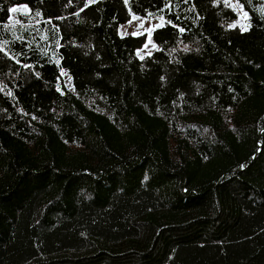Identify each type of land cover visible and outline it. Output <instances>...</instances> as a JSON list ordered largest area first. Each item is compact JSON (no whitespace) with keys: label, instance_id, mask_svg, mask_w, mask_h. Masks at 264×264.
Segmentation results:
<instances>
[{"label":"trees","instance_id":"16d2710c","mask_svg":"<svg viewBox=\"0 0 264 264\" xmlns=\"http://www.w3.org/2000/svg\"><path fill=\"white\" fill-rule=\"evenodd\" d=\"M233 1L245 29L230 0H0V264H264V0ZM131 16L164 20L142 59Z\"/></svg>","mask_w":264,"mask_h":264},{"label":"rangeland","instance_id":"374dc122","mask_svg":"<svg viewBox=\"0 0 264 264\" xmlns=\"http://www.w3.org/2000/svg\"><path fill=\"white\" fill-rule=\"evenodd\" d=\"M231 4L235 7L238 19L236 21V25L242 29L246 28L247 25V17L246 14L243 12L242 8L236 4L233 0H230ZM15 8L16 11L13 12L11 9ZM10 9V16L9 22L10 24H17L15 23L18 17V12L28 13L29 9L25 5L14 6ZM164 25V20L162 18H151L145 19L140 18L137 16H131V18L124 24L118 27V34L121 37L124 36H144L145 41L143 45L137 49L136 55L139 59H142L146 56L151 55L154 51L158 49L157 45L154 43L152 39V32L156 28H159ZM63 83L66 87H70L69 80L66 76H63Z\"/></svg>","mask_w":264,"mask_h":264},{"label":"snow or ice","instance_id":"6c2138e0","mask_svg":"<svg viewBox=\"0 0 264 264\" xmlns=\"http://www.w3.org/2000/svg\"><path fill=\"white\" fill-rule=\"evenodd\" d=\"M11 11L15 12V11H16V9H15V8H13V9H11Z\"/></svg>","mask_w":264,"mask_h":264}]
</instances>
